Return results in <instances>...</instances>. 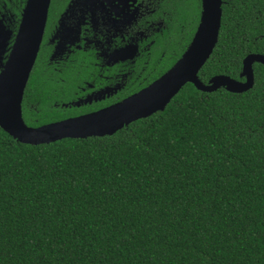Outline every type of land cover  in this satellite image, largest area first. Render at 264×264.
I'll use <instances>...</instances> for the list:
<instances>
[{"label": "trees", "instance_id": "trees-1", "mask_svg": "<svg viewBox=\"0 0 264 264\" xmlns=\"http://www.w3.org/2000/svg\"><path fill=\"white\" fill-rule=\"evenodd\" d=\"M223 2L204 84L243 81V59L264 54L251 0ZM254 73L240 94L186 84L111 136L28 145L0 128V264H264V66Z\"/></svg>", "mask_w": 264, "mask_h": 264}, {"label": "flooded vegetation", "instance_id": "flooded-vegetation-1", "mask_svg": "<svg viewBox=\"0 0 264 264\" xmlns=\"http://www.w3.org/2000/svg\"><path fill=\"white\" fill-rule=\"evenodd\" d=\"M26 2L0 0V66L15 43ZM250 6L251 32L260 31L255 41L264 37V0ZM202 10L201 0H50L27 82L36 79L46 108L30 102L26 85L24 123L36 128L86 117L148 88L189 47ZM43 111L48 121L32 126Z\"/></svg>", "mask_w": 264, "mask_h": 264}, {"label": "water", "instance_id": "water-1", "mask_svg": "<svg viewBox=\"0 0 264 264\" xmlns=\"http://www.w3.org/2000/svg\"><path fill=\"white\" fill-rule=\"evenodd\" d=\"M50 0H27L15 43L7 61L0 66V128L28 145L50 144L63 139H86L111 136L139 119L161 112L186 85L212 93L225 89L234 94L253 86L252 64L264 65V56L249 54L242 61L240 78L215 75L204 84L198 77L218 41L222 0H201L202 13L194 38L179 60L148 88L119 104L53 124L28 127L22 118V99L33 68L47 17Z\"/></svg>", "mask_w": 264, "mask_h": 264}]
</instances>
